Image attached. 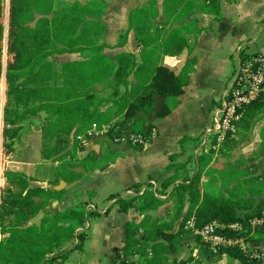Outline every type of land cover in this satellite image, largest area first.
Masks as SVG:
<instances>
[{
  "label": "crops",
  "instance_id": "crops-1",
  "mask_svg": "<svg viewBox=\"0 0 264 264\" xmlns=\"http://www.w3.org/2000/svg\"><path fill=\"white\" fill-rule=\"evenodd\" d=\"M217 1L221 4L220 19L216 17L212 0H55V6L58 2L69 4L67 7L74 3L106 2L110 7L108 10H94L95 13H100L95 20L100 23L97 30L100 40L97 45H82L84 49L81 52L50 56L49 60L54 65L53 77L48 81L51 87L66 84V71L63 68L67 64L86 68L90 67V61H96L99 67L106 64L105 59L115 62L116 56L123 52L133 54L137 59V66L147 59V53L151 51L159 53L157 64L167 65L177 74L185 69L191 71L187 76L188 84L184 93L177 98L176 103L172 98L155 97L156 108L158 100L163 97L162 107L167 103L172 111L166 117L156 116L151 119V131H154V135L142 147L126 142L117 143L108 134L87 135L85 139L81 137L82 143L79 142V146L75 144L72 147V153L65 155L69 161L64 160L65 156L54 157L57 153H49L45 148V133L39 111L29 114V118L19 125V140L13 143L15 150L12 156L7 157L4 153L3 138L0 145V174L13 172L24 175L32 179V186L48 187L61 180L69 185L67 189L57 191L60 194L51 199L28 225H39L44 216H53L58 211L81 205H85L87 211L96 210L101 214L89 219L84 228L77 229V233L87 231L84 248L73 250L67 260L54 264H116L114 259L117 249L122 248L127 239L128 223L140 224L145 220L147 223L173 221L176 231L187 215L190 218L184 228L192 233L182 236L177 246H170L168 257L171 261L189 260L188 264H241L228 254L212 259L205 243L201 241L202 238L195 233L194 228L188 226L189 221L195 223V207L191 206L188 194L182 207L180 200L171 195L177 184L189 182L200 171L203 192L233 200L238 197L245 201L254 200L255 207L264 199V112L259 113L247 126H239V137L232 144L218 143L216 123L225 93L238 72L240 53L264 54V0ZM8 5L10 6V0ZM135 9H141L143 13H136L132 17ZM7 20L9 30V13ZM175 28H182L183 35L188 39V46L178 56L165 51L164 54L162 42ZM8 30L6 41L4 31L0 78L3 123L4 108L8 102L6 70L8 61L12 59L7 49ZM138 31H143L142 34L146 33L147 37L150 36L155 41L148 48L143 47ZM99 47H103L102 51H98ZM160 59L162 61L158 62ZM79 63L84 65H76ZM89 71L87 69L88 73ZM76 73L74 71V75ZM144 79L143 74L140 77L134 74L129 77L132 85L139 84ZM82 80L84 83L80 89H69L68 92L72 93L70 99L76 97L75 92L79 90L85 91L106 83L98 81L87 86L88 75L83 76ZM40 83L42 82H37L36 85ZM70 84L73 85V81ZM86 97L94 98L93 95ZM107 112L117 118L124 110L118 113V109L108 104L101 106L97 117L103 118ZM149 115L142 111L135 121L141 122L144 127ZM65 120L70 123L68 132L73 130L74 134L79 133L81 124L93 122L85 120L79 123L70 116L65 117ZM101 125L104 126L105 123L98 122L97 126ZM174 177L177 178L175 182L164 189V183ZM3 184H6V180ZM133 185L139 186L138 194H142L148 187L158 191L157 195L165 199V202L144 214L136 207L128 212H121L115 200L109 197L115 194L135 195ZM1 194L0 189V204ZM141 204L142 201L138 200L137 205ZM111 206L109 213L105 214ZM254 210V207L249 210L239 209L238 213L244 216ZM254 229L264 231V225ZM142 231L143 229L141 233ZM6 236L0 230V242ZM244 242L248 250L259 252L264 262V237L256 241L244 239ZM77 243V237L66 239L57 253L71 250ZM140 258L138 254L131 257L135 261Z\"/></svg>",
  "mask_w": 264,
  "mask_h": 264
},
{
  "label": "trees",
  "instance_id": "trees-1",
  "mask_svg": "<svg viewBox=\"0 0 264 264\" xmlns=\"http://www.w3.org/2000/svg\"><path fill=\"white\" fill-rule=\"evenodd\" d=\"M10 3L7 49L8 53L12 55V59L8 61L6 70L8 98L13 95L14 88L49 81L54 73V65L49 60L50 56L65 52H81L84 48L80 42L86 31L90 28H97L100 24L95 21L100 16V13L94 12L95 8L108 10L110 7L106 2L74 3L71 7L63 8H55V0H10ZM212 7L216 17L220 19V2L212 0ZM2 10L0 1V78L5 31L1 22ZM136 13H143V10H133L132 17H135ZM142 33L143 31H138V38L143 47L148 48L155 40ZM187 46L188 39L183 35L182 28L173 29L166 40L162 42L163 53L165 51L177 56ZM102 49L103 47H99L98 51H102ZM152 53L149 51L147 59L139 66H137V59L133 54L123 52L116 56L115 62L105 59L106 64L99 65V67L95 63L96 61H90V67H75L73 64H67L63 68L66 71L73 67L76 68V72L90 69L92 73L88 75L87 86L98 81L110 80L113 77L119 85L126 89L118 102V111L123 106L124 113L121 119L110 128L108 133L110 138L128 135L131 132H141L149 137L152 127L151 120L147 119V124L143 127L141 122L135 121L139 113L143 111L149 115L154 112L156 96H163L165 99L172 98L176 103L177 98L184 93V88L188 84L187 76L191 69H185L177 74L167 65L157 64V60L149 62L148 60H153ZM240 57L244 62L250 55L241 52ZM76 65L83 66L84 64ZM132 74L136 77L143 74L145 79L139 84L132 85L129 80ZM64 99L68 100V97H63L61 101ZM8 100L10 101V99ZM10 109L9 104L4 108L3 147L6 155H13L15 150L13 143L19 140L21 130L19 125L27 118L26 115L38 112V110H33L22 115L15 111L13 113H17V117L12 118ZM262 110H264V95L244 108L240 120L253 119ZM171 111V106L165 103L157 113V117H166ZM49 112L50 116H58L57 120L68 116L77 119L79 123L85 120L93 121L92 123L101 120L96 114L99 112L98 110L91 111L81 101L69 100L64 105L54 103ZM228 143L229 139H226L224 144ZM139 146L142 147V145ZM44 153L47 155L46 150ZM51 156L52 154L49 158ZM6 178L9 187L6 189L7 195L3 192L1 194L0 230L3 235L7 236L0 242V264H54L57 261L67 260L73 250L84 248L85 240L88 237L87 231L77 233V229L84 228L89 219L100 216L98 211H87L85 205H81L58 211L53 216H44L39 225H28L48 202L60 193L45 186H32V179L24 175L6 172ZM200 178L201 172L199 171L189 182L177 184L171 193L172 196H176L180 200L181 207L188 194L191 206L195 207L193 214L195 227L202 228L206 224L216 221L224 226L218 228L217 233L227 238L243 237L246 241H256L264 237V231L254 229L252 226V220L262 214L264 199L255 207L254 200L245 201L241 197L233 200L229 197L215 196L202 191ZM176 179V177L168 179L164 183V189L169 188ZM132 188L135 195L115 194L109 197V199L115 200V204L118 205L121 212H128L131 208L136 207L141 214H144L165 202V199L157 195L159 192L151 190L150 187L142 194H138L140 192L138 185H133ZM138 200L142 201L141 205H137ZM253 207L255 210L245 213L244 216H240L238 213L239 209L249 210ZM111 208L112 206L106 210L105 214L109 213ZM189 218L190 215H187L176 231H174L175 223L173 221L147 223L145 220L140 224L128 223L127 239L125 245L117 249L115 263L188 264L189 260L174 259L171 261L168 254L171 245L177 246L182 236L192 233L184 228ZM234 223H241L242 230L236 231L229 227ZM75 237L78 238V243L73 249L57 253V249L66 239ZM197 239L201 240L199 236ZM201 241L205 243L212 259H219L223 254H228L238 259L241 264H264L261 258L253 257L252 252H244L238 245L222 247L217 252H213L209 244ZM135 254L140 255V260L131 259Z\"/></svg>",
  "mask_w": 264,
  "mask_h": 264
},
{
  "label": "rangeland",
  "instance_id": "rangeland-1",
  "mask_svg": "<svg viewBox=\"0 0 264 264\" xmlns=\"http://www.w3.org/2000/svg\"><path fill=\"white\" fill-rule=\"evenodd\" d=\"M2 5V17H1V22L4 26L5 29V41L7 38V30H8V13L10 12V6L8 5V0H3L1 1ZM56 5V3H55ZM67 3H57V6L55 8H63L67 7ZM9 6V7H8ZM95 8V7H92ZM9 9V11H8ZM98 27L97 28H90L88 31H86V34L82 41L80 42L81 45H87V46H94L97 45V42H99V35L97 34ZM145 31V30H144ZM146 33H144L145 35ZM98 35V36H97ZM5 44V42H4ZM93 49V48H92ZM159 51H161V48H159ZM159 54V53H158ZM156 54V52L152 53L153 55V60H148L149 62H153L154 60H157V58H160ZM159 62L162 61L161 59L158 60ZM74 69H67L66 73H64V84L66 81V84L64 86H57L51 87L48 81H44L40 84L34 83L31 85L27 86H22L19 88H14V93L11 97L9 102H7L6 105L9 104L11 107V115L10 117L15 118L17 117V113H13L17 111L19 114H28L30 111L33 110H38L41 112V125L45 133V148L49 151V153H57L55 154L56 156L54 157H63L67 155V153H72V147H75V144L79 146V142L82 143V138L85 139V136L88 134V130L92 128V125H96L99 123H105L104 126H109L110 128L119 121L122 117V114L119 112L123 110V106L120 107L121 109L118 111V117L115 118V116H112V114L106 113V116L101 118V120H98L95 123H83L81 124L79 128V133L74 134L72 131L68 132L70 123L65 120V118H61L60 120H57V117L55 116H50L49 109L51 106H53L54 103L58 105H64L67 103V101H74V102H83V105L86 107H89L91 111L101 110V106H105L108 104H111L112 107L115 109L118 108V102H120V99L122 95L126 92V89L117 83V81L112 77L110 80H107L106 83L92 87L88 90H79L75 92L77 94L76 97L70 99L69 96L72 95V93H69L74 87V89L78 90L81 88L82 84L84 81L82 80L83 76L89 75L92 73V71L87 72V69L85 70H80V72L77 71V73L74 75ZM54 74V73H53ZM70 81H73V85L70 84ZM47 82V83H46ZM64 94H63V92ZM63 94V95H62ZM93 95L94 98H87L86 96ZM67 98L68 100L64 99V101H61L62 99ZM126 105V104H125ZM2 106H3V100H1V108H0V145L3 141V130L5 127V124L3 123V113H2ZM100 106V107H99ZM108 111V110H107ZM264 110L258 112L255 117L259 113H263ZM99 115V112L96 113ZM30 115H26L27 118H29ZM254 117V118H255ZM26 118V119H27ZM115 118V120H113ZM242 117L239 118V120L236 122L237 128L247 126V123H251L253 119L247 120V121H241ZM113 120V121H112ZM103 125H101L102 127ZM76 127V126H75ZM98 128H101L97 126ZM89 137V136H87ZM239 137L238 134V129L236 132V136L232 137L229 134L227 135L226 139H229V143L232 144L234 141H236ZM225 139V140H226ZM224 141H219V135L217 137V141L220 144H224ZM73 143V144H72ZM5 153V151H4ZM7 157L12 156V155H6ZM64 160H70L67 158V156L64 157ZM4 180H6V184L4 185ZM0 189L1 191L7 195L6 189L9 187V184H7V178H6V172L5 174L1 173L0 174Z\"/></svg>",
  "mask_w": 264,
  "mask_h": 264
},
{
  "label": "built area",
  "instance_id": "built-area-1",
  "mask_svg": "<svg viewBox=\"0 0 264 264\" xmlns=\"http://www.w3.org/2000/svg\"><path fill=\"white\" fill-rule=\"evenodd\" d=\"M264 95V54L256 53L250 55L244 62H240L238 72L228 90L225 93V99L221 109L218 111L216 119L217 130L219 132V141H224L227 135L236 136V122L242 115L245 107L254 100ZM109 126H102L99 129L96 125L88 130V136L108 134ZM154 135L151 131L150 136ZM141 132H131L128 135L115 136L113 140L117 143L126 142L132 146L145 145L150 139ZM264 225V208L260 217L252 220V226L255 228ZM188 226L194 228L204 242L209 244L213 252H217L222 247L238 245L244 252H250L245 245L244 238L231 239L217 233L218 228H223L218 222L214 221L206 224L202 228L195 227L193 221L188 222ZM230 228L241 231L242 224L234 223L229 225ZM253 257L261 258V254L257 251L252 252Z\"/></svg>",
  "mask_w": 264,
  "mask_h": 264
},
{
  "label": "water",
  "instance_id": "water-1",
  "mask_svg": "<svg viewBox=\"0 0 264 264\" xmlns=\"http://www.w3.org/2000/svg\"><path fill=\"white\" fill-rule=\"evenodd\" d=\"M163 101H164L163 97H161L158 100L159 104H158L157 108L155 109L153 114L149 115L150 120L155 118L157 116V113L162 109ZM48 187L50 190L57 192V191L67 189L69 187V185L65 180H61V181H59L58 184L49 185Z\"/></svg>",
  "mask_w": 264,
  "mask_h": 264
}]
</instances>
